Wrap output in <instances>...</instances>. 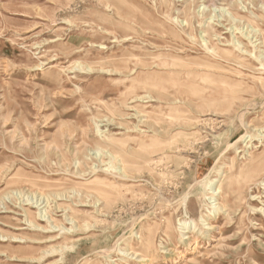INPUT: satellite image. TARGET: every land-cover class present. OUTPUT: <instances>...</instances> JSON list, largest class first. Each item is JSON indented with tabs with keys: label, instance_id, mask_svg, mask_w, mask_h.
I'll list each match as a JSON object with an SVG mask.
<instances>
[{
	"label": "rangeland",
	"instance_id": "rangeland-1",
	"mask_svg": "<svg viewBox=\"0 0 264 264\" xmlns=\"http://www.w3.org/2000/svg\"><path fill=\"white\" fill-rule=\"evenodd\" d=\"M0 264H264V0H0Z\"/></svg>",
	"mask_w": 264,
	"mask_h": 264
},
{
	"label": "bare ground",
	"instance_id": "bare-ground-1",
	"mask_svg": "<svg viewBox=\"0 0 264 264\" xmlns=\"http://www.w3.org/2000/svg\"><path fill=\"white\" fill-rule=\"evenodd\" d=\"M136 64V63H135ZM144 98V97H143ZM147 99V98H146ZM260 104H262V103H260ZM247 136V135H246ZM251 137V136H250ZM261 137V136H260ZM108 153V152H107ZM110 155V154H109ZM111 156V158H114V155H110ZM102 161V160H101ZM120 173H124V169L120 166V168H119V170H118ZM228 179V178H227ZM260 183V182H259ZM253 184V183H252ZM260 186V185H259ZM212 191V195H214L212 198H213V201H211L210 203H211V206H212V208L215 210V211H225V209H224V206H223V204H222V202L221 201H219L220 200V197H221V183L219 184V186H217L216 188H213V189H211ZM39 195V194H38ZM220 195V196H219ZM60 196V195H59ZM31 197H33V196H31ZM39 197V196H38ZM248 197V196H247ZM249 197H250V195H249ZM254 197H255V195H254ZM34 199V198H33ZM29 200V199H28ZM22 203H23V201H21ZM44 202L47 204V202H48V199L47 198H45V196L44 195H40V199L38 198L37 200H35L34 201V203H35V205H34V207L35 208H37L38 209V213H37V220L38 221H45L48 225H46V226H41L38 222H30L31 224H33V226H34V229L35 230H37V231H42V229L43 230H45V229H49V230H53V231H51V232H54V231H57V230H59V225L57 224V223H55V221H53V218H52V216L49 214V213H47V211H46V209H43V207L45 206V205H43V206H41L42 204H44ZM2 204H3V207L4 208H7V206H6V203L4 202V201H2L1 202ZM26 203V202H25ZM94 203V205L96 204L95 202H93ZM32 205V204H31ZM36 209V210H37ZM252 209V208H251ZM261 209V208H260ZM24 211H25V214L26 215H30V213H28V210L27 209H24ZM23 213V212H22ZM23 215V214H22ZM69 220H72V218H70ZM25 222V221H24ZM186 223H183L182 224V232L183 233H187L188 232V230H186ZM64 230V229H63ZM67 231H68V229H66ZM65 231V230H64ZM137 238H138V236H137ZM187 238H189V236H184L183 237V239H187ZM1 240H2V238H1ZM16 240V239H15ZM191 240V239H190ZM20 241V240H19ZM186 241V240H185ZM54 250H55V248H53ZM117 249V248H116ZM124 249V248H123ZM118 254L120 255V256H123V257H125V258H128V259H136L137 260V262H142L144 259L138 254V253H136L135 251H133V250H130V249H126V250H121V249H119L118 250ZM145 257V256H144ZM11 259V258H10ZM18 259V258H17ZM26 260H28V259H26ZM144 262V261H143Z\"/></svg>",
	"mask_w": 264,
	"mask_h": 264
}]
</instances>
